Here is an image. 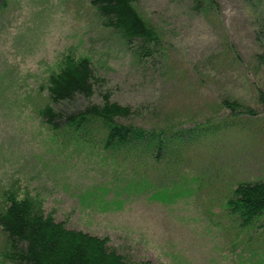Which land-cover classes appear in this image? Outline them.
I'll return each instance as SVG.
<instances>
[{"label":"rangeland","instance_id":"374dc122","mask_svg":"<svg viewBox=\"0 0 264 264\" xmlns=\"http://www.w3.org/2000/svg\"><path fill=\"white\" fill-rule=\"evenodd\" d=\"M11 3L0 14V206L5 194L36 197L46 213L108 238L130 262L264 264V215L244 224L226 206L238 182L264 180V0L208 8L137 0L161 36L143 58L91 0ZM71 53L90 58L102 78L94 100L103 92L131 104L146 129L171 133L204 121L217 129L183 136L187 144L172 145L161 161L55 132L39 111L49 75ZM226 97L244 111L232 116ZM5 242L0 229V264H11Z\"/></svg>","mask_w":264,"mask_h":264},{"label":"trees","instance_id":"16d2710c","mask_svg":"<svg viewBox=\"0 0 264 264\" xmlns=\"http://www.w3.org/2000/svg\"><path fill=\"white\" fill-rule=\"evenodd\" d=\"M193 2L207 8L215 4V0ZM136 3L137 0H91L103 24L143 58L160 45L161 36ZM11 4V0H0V14ZM195 8L200 9L198 5ZM101 79L90 58L67 54L48 77L49 99L39 111L43 120L55 132L70 134L83 143L97 139L112 153L133 148H146L152 153L163 151L169 129H146L135 121L137 108L114 100L108 93H101V101L94 100L96 83ZM259 97L264 104L262 92ZM222 103L230 113L244 111L238 99L226 97ZM208 126H196L194 133L210 129ZM5 196V204L0 206V229L6 238L3 256L11 264H155L149 260L128 261L124 254L110 247L108 238L68 227L65 221L46 213L36 197L20 198L16 192ZM228 204L244 224H254V218L258 219L257 224L264 215V180L238 182ZM259 228H264V220Z\"/></svg>","mask_w":264,"mask_h":264}]
</instances>
